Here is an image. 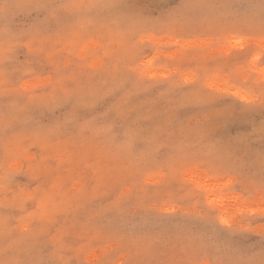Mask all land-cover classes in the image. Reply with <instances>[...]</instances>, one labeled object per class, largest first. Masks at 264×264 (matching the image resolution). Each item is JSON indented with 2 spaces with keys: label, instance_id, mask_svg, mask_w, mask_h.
Returning <instances> with one entry per match:
<instances>
[{
  "label": "rangeland",
  "instance_id": "374dc122",
  "mask_svg": "<svg viewBox=\"0 0 264 264\" xmlns=\"http://www.w3.org/2000/svg\"><path fill=\"white\" fill-rule=\"evenodd\" d=\"M0 264H264V0H0Z\"/></svg>",
  "mask_w": 264,
  "mask_h": 264
}]
</instances>
